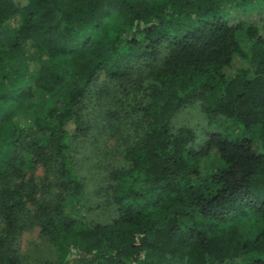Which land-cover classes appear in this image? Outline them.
<instances>
[{"label":"trees","instance_id":"16d2710c","mask_svg":"<svg viewBox=\"0 0 264 264\" xmlns=\"http://www.w3.org/2000/svg\"><path fill=\"white\" fill-rule=\"evenodd\" d=\"M163 45L133 107L144 125L130 165L110 186L118 215L93 224L69 158L83 130L78 106L100 72L120 80ZM22 53L26 80L14 93L0 84V178L21 179L47 149L60 160L61 190L45 202L2 180L0 264H21L12 240L23 215L55 250L43 264H264V0L248 9L225 0H0V70L17 60L15 73ZM197 98L239 133L217 124L194 150L190 129L170 132L172 115ZM246 219L256 231L237 224Z\"/></svg>","mask_w":264,"mask_h":264},{"label":"rangeland","instance_id":"374dc122","mask_svg":"<svg viewBox=\"0 0 264 264\" xmlns=\"http://www.w3.org/2000/svg\"><path fill=\"white\" fill-rule=\"evenodd\" d=\"M225 1L237 2L246 9L259 2V0ZM166 54L167 47L163 45L155 57L136 62L128 74L120 80L108 79L104 72H100L88 86L78 106L77 112L81 114L83 130L76 132L72 137L69 158L84 187V202L87 206L85 216L93 224L109 223L118 215L117 208L110 198V186L114 182L113 175L129 167L127 150L137 140L144 125L141 114L133 107L136 103L145 100L146 86L150 80L149 71L158 66ZM19 57L18 59L22 61L27 58L23 53ZM12 61L9 60L0 70V84L3 88H7L8 92L14 93L26 80L29 64H26L24 60V65H21L15 73L8 74V70L16 68L18 64L17 60L15 63ZM67 86L51 98L50 103L58 104ZM216 125L220 130H230L233 134L239 133L231 123L215 121L214 118L205 114L202 101L197 98L180 107L172 115L168 130L173 132L178 128L190 129L194 134V140L190 146L196 150L206 140V132L216 128ZM256 133L257 128L249 132L252 136ZM30 134L27 135L32 140ZM16 153L20 154L22 151L18 149ZM46 153L48 160L34 163L29 169L25 168L21 179L2 178L3 182L7 181L11 186L24 184L25 187H32L35 197L45 202H53L61 190L58 178L60 160L57 156H49L47 149ZM212 159L216 166L217 156L213 155ZM2 180L0 178V184ZM237 224L247 226L251 228L250 230L257 229V222L253 219H246ZM19 225L20 229L12 240V246L16 249L21 264H43L46 261L55 260L53 246L46 237L40 235L39 228L33 224L32 219L23 215L19 219Z\"/></svg>","mask_w":264,"mask_h":264}]
</instances>
